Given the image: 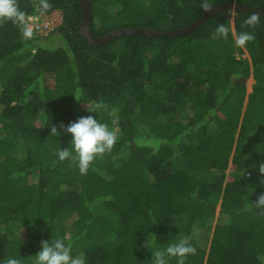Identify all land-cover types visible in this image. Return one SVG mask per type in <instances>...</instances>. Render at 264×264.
Returning <instances> with one entry per match:
<instances>
[{
    "label": "trees",
    "instance_id": "16d2710c",
    "mask_svg": "<svg viewBox=\"0 0 264 264\" xmlns=\"http://www.w3.org/2000/svg\"><path fill=\"white\" fill-rule=\"evenodd\" d=\"M89 1L95 37L173 29L204 11V0ZM48 3L18 0L25 14L62 12L46 37L0 25V264H34L41 241L57 237L85 264H154L182 237L197 250L185 264H264V216L252 205L264 194V12L231 8L230 20L222 9L187 33L92 44L80 0ZM252 13L260 23L242 27ZM221 23L227 40L215 36ZM241 32L255 40L237 47ZM89 115L118 140L81 175L54 153L72 150L59 126Z\"/></svg>",
    "mask_w": 264,
    "mask_h": 264
},
{
    "label": "clouds",
    "instance_id": "9594fccd",
    "mask_svg": "<svg viewBox=\"0 0 264 264\" xmlns=\"http://www.w3.org/2000/svg\"><path fill=\"white\" fill-rule=\"evenodd\" d=\"M39 5L41 10L45 12L51 7L48 0H39ZM201 7L205 12L212 10V6L207 0H204ZM6 22L19 25L24 38L31 37L32 32L25 22V13L20 9L18 0H0V25ZM259 23L260 14L252 13L243 21L242 27L247 26L255 29ZM229 31V27L225 24H218L215 29V36L227 40ZM254 40L255 36L249 32L234 35L235 45L240 48ZM96 108L104 109L106 105L103 102H98ZM59 127L71 134L72 150L59 148L54 154L58 156L61 162L68 160L71 165L78 167L81 175L87 174L90 166L98 157L103 158L106 154H110L118 140L116 132L110 130L108 124L100 122L92 115L80 117L66 127L63 124ZM50 134L59 136L57 126L51 127ZM258 169L259 173L264 176V163H260ZM252 205L260 209L259 215L264 216V194H261ZM196 251V248L190 243V238L182 237L178 243L169 245L164 251L158 250L152 253V258L154 264H168L165 259L166 256L177 258V264H185L187 257L195 255ZM34 257V264H85L83 254L74 256L72 244L61 237L52 238L51 241L42 240L41 250ZM5 264H21V261L16 258H9Z\"/></svg>",
    "mask_w": 264,
    "mask_h": 264
},
{
    "label": "water",
    "instance_id": "95a60500",
    "mask_svg": "<svg viewBox=\"0 0 264 264\" xmlns=\"http://www.w3.org/2000/svg\"><path fill=\"white\" fill-rule=\"evenodd\" d=\"M80 4L83 7V16H82V27L84 28L83 33L89 38L90 43L92 44H100L103 42L111 41L118 37L119 35H134V34H142V35H176V34H182L187 33L190 31L195 30L199 25H201L206 19H208L210 16L218 13L222 9H228V8H244L251 11H258V12H264V6L252 4L249 2H244L240 0H221L216 3H212V10L209 12L203 11L202 15L198 17L197 19L190 21L189 23H186L181 26H177L173 29H163V28H157V27H142V26H128L123 28L115 29L114 31L102 35L99 37H95L91 34L90 31V21H91V6L89 0H80Z\"/></svg>",
    "mask_w": 264,
    "mask_h": 264
},
{
    "label": "built area",
    "instance_id": "2783aa9c",
    "mask_svg": "<svg viewBox=\"0 0 264 264\" xmlns=\"http://www.w3.org/2000/svg\"><path fill=\"white\" fill-rule=\"evenodd\" d=\"M62 21V12L58 9L49 13L34 10L33 12L25 14V22L31 30V37L33 38L48 36Z\"/></svg>",
    "mask_w": 264,
    "mask_h": 264
},
{
    "label": "rangeland",
    "instance_id": "374dc122",
    "mask_svg": "<svg viewBox=\"0 0 264 264\" xmlns=\"http://www.w3.org/2000/svg\"><path fill=\"white\" fill-rule=\"evenodd\" d=\"M231 8H228V9H226L224 12H225V14H226V16L231 20L232 19V14H233V12L230 10ZM53 38V37H52ZM57 42H58V40H57ZM243 54L244 55H248V53H247V51L245 50L244 52H243ZM245 83H246V85H247V90H249L250 89V87H251V83H252V76L251 75H249L247 78H246V81H245ZM230 170V168H228L227 169V172ZM167 248V247H166ZM166 248H159L158 250L159 251H164ZM165 259L168 261V263H170L171 262V257H168V256H166L165 257Z\"/></svg>",
    "mask_w": 264,
    "mask_h": 264
}]
</instances>
